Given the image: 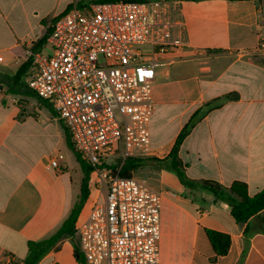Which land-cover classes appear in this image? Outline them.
I'll use <instances>...</instances> for the list:
<instances>
[{
    "label": "crops",
    "instance_id": "crops-1",
    "mask_svg": "<svg viewBox=\"0 0 264 264\" xmlns=\"http://www.w3.org/2000/svg\"><path fill=\"white\" fill-rule=\"evenodd\" d=\"M84 1L91 0H0V261L23 262L29 242L56 234L81 193L55 147L66 139L64 124L48 102L10 83L54 20ZM152 4L154 33L169 45L163 53L145 49L156 63L148 158L166 159L197 116L179 150L186 176L226 188L242 183L250 196L264 191V0ZM29 72L20 81L28 88ZM59 155L60 170L49 168ZM137 174L162 195L161 264H264V210L238 223L229 206L170 171L144 165ZM92 175L78 220L99 187ZM208 230L230 236L226 256L216 259ZM77 240L62 239L39 264H80Z\"/></svg>",
    "mask_w": 264,
    "mask_h": 264
},
{
    "label": "built area",
    "instance_id": "built-area-1",
    "mask_svg": "<svg viewBox=\"0 0 264 264\" xmlns=\"http://www.w3.org/2000/svg\"><path fill=\"white\" fill-rule=\"evenodd\" d=\"M153 6L75 5L51 26L46 45L52 54L31 53L30 90L51 105L76 151L96 167V196L75 227L86 264H161L162 195L110 168L152 155L156 63L147 60L145 49L163 53L169 45L154 33ZM61 159H51L48 167L60 170ZM16 262L7 256L0 264Z\"/></svg>",
    "mask_w": 264,
    "mask_h": 264
},
{
    "label": "trees",
    "instance_id": "trees-1",
    "mask_svg": "<svg viewBox=\"0 0 264 264\" xmlns=\"http://www.w3.org/2000/svg\"><path fill=\"white\" fill-rule=\"evenodd\" d=\"M136 2V3H150V2H171L176 0H91L84 1L78 4L79 7H83L91 3H110V2ZM182 1H200V0H182ZM229 1H244V0H229ZM71 6L69 9H71ZM51 30H48V34ZM40 40L32 49V52L39 51L41 47L46 43L47 36ZM32 66V57L30 56L26 62H24L19 68L16 76L13 78L12 90L16 93L20 92L23 94L34 95L25 84L20 83L21 79L26 76L28 70ZM16 89V90H14ZM50 109H52L49 103H45ZM211 109V107L209 108ZM207 109V110H209ZM197 116H194L192 120L186 125L184 130L179 135L177 142L166 159L157 158H128L123 163H119L117 166L112 165L110 168L114 173H117L122 178H131L134 174L144 165H153L160 169H164L174 173L182 185L192 191H198L201 193H208L213 195L217 201H220L231 209V213L234 219L238 223H247L251 218L257 216L262 210H264V191L250 196L248 187L242 183H234L230 188L223 187L216 181H193L190 180L185 173L186 166L179 159V150L186 137L190 134ZM66 142L69 148L74 152L83 172V180L81 186V193L78 201L75 204L70 216L64 222L59 231L52 237L42 241H32L28 244V255L23 262H16L15 264H39L40 261L56 247V245L64 238L76 237L75 227L78 218L87 203L91 191L90 181L91 175L96 171V167L87 163L79 154L74 144L72 143L71 137L67 129H65ZM208 238L214 248L216 259L218 257H224L228 254L231 246V238L229 235L207 231ZM78 241V240H77ZM75 247V258L80 264H86L85 258L80 250L79 242L74 243ZM241 264V263H239Z\"/></svg>",
    "mask_w": 264,
    "mask_h": 264
},
{
    "label": "rangeland",
    "instance_id": "rangeland-1",
    "mask_svg": "<svg viewBox=\"0 0 264 264\" xmlns=\"http://www.w3.org/2000/svg\"><path fill=\"white\" fill-rule=\"evenodd\" d=\"M43 53L51 55L52 54L51 47L49 46L46 49H44ZM27 55H28V58H29V54H27ZM21 102H24V100H22ZM44 117H45L44 115L41 117V123H43L42 121H43ZM55 147H56V149L60 150V153L62 155H64L66 157V159H67L66 162H67L68 168H69V170H70V172L72 174V177H73L75 193H79L80 192V187H81V181H82V177H83V172H82V168H81V166H80V164H79L74 152L69 148V146H68V144L66 142V139L61 141L60 139L56 138ZM112 165H116L117 166L118 163H112L111 166ZM137 173H138V171L134 174V177L140 178V179L141 178H145V177H142V176L138 175ZM92 179L95 182L98 179V177H97L95 172L92 175ZM76 203H77V201H76Z\"/></svg>",
    "mask_w": 264,
    "mask_h": 264
}]
</instances>
